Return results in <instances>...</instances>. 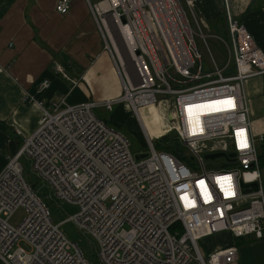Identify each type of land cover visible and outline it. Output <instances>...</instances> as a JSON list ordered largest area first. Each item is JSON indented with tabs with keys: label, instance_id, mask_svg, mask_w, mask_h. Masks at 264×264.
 <instances>
[{
	"label": "built area",
	"instance_id": "1",
	"mask_svg": "<svg viewBox=\"0 0 264 264\" xmlns=\"http://www.w3.org/2000/svg\"><path fill=\"white\" fill-rule=\"evenodd\" d=\"M84 1L123 94L75 104L60 99L48 107L31 98L41 110L39 123L0 173V264H91L62 230L65 223L93 239L98 264L235 262L236 246L204 257L199 240L224 232L264 237L258 159L264 136L254 134L242 94L248 78L264 75V50L230 14L229 0H222L227 37L206 32L193 0ZM70 5L71 0H57L54 9L65 15ZM196 37L206 46L208 38L217 41L223 62L218 64L210 52L205 70ZM47 83L41 81L39 89ZM120 103L135 116L145 157L133 156L125 133L96 113ZM152 105L165 124L162 136L151 135L140 118V110ZM170 131L180 145L176 154L157 150L153 143ZM211 153L224 156L206 159ZM23 158L56 204H67L72 213L57 221L24 179ZM208 163L219 167L209 169ZM251 183L257 189L246 191ZM19 208L25 216L15 227L9 220Z\"/></svg>",
	"mask_w": 264,
	"mask_h": 264
},
{
	"label": "crops",
	"instance_id": "2",
	"mask_svg": "<svg viewBox=\"0 0 264 264\" xmlns=\"http://www.w3.org/2000/svg\"><path fill=\"white\" fill-rule=\"evenodd\" d=\"M56 1L0 0V173L39 123L41 110L31 98L48 107L60 99L75 104L123 94L105 40L85 1L71 0L65 15L55 11ZM193 1L198 17L209 22L215 35L225 37L223 1ZM229 12L264 50V0H229ZM43 80L47 86L39 89ZM242 94L254 134L264 136V75L248 78ZM262 180L264 186V167ZM231 245L237 247V259L230 264H264V237L224 232L199 240L204 257Z\"/></svg>",
	"mask_w": 264,
	"mask_h": 264
},
{
	"label": "rangeland",
	"instance_id": "3",
	"mask_svg": "<svg viewBox=\"0 0 264 264\" xmlns=\"http://www.w3.org/2000/svg\"><path fill=\"white\" fill-rule=\"evenodd\" d=\"M194 12L198 17L199 15L196 13L195 9H194ZM225 15H226V12H224V17ZM205 25L206 27H208V30L206 32L210 35L211 34L213 35L214 32H212V28L209 22H206ZM195 40H196L198 50L200 51L202 55V60H203L205 70L209 69L208 59H209L210 52L218 64H221L223 62L224 57H222L220 46L218 45L217 41H215L213 38H208L207 39L208 46H206L200 38L196 37ZM117 42L121 46L123 53L126 55L122 41L118 38V36H117ZM162 51L163 49H161V52ZM96 113L101 119L107 121L109 125H116L123 133H125V135L130 140V151L133 154V156H136L140 153H146L147 148L144 145V139L142 137L141 129L137 121L135 120V116L132 114V112L126 106V104L120 103L114 106L113 110L110 112L106 111L104 108H98L96 110ZM140 115H141V119H142L144 126H146L149 129V133L151 135L162 136L161 130H160L161 127L158 125L159 119H157L156 117V112H151L149 110H146L145 108H142L140 110ZM153 143L157 150H166L169 152H173L175 154L178 152V148L180 146L173 131H170L168 135L166 134V136H163L162 138L155 137ZM180 152L183 155H189V153L184 148H180ZM217 160L222 163L225 162L223 158H218ZM189 161H190V155H189ZM21 162L23 166L24 179L28 183H30V185L35 190L38 191L43 201L50 207L53 214L56 216L57 221L66 217L67 213L61 210V208L56 204L58 203V201L55 199L54 194L50 191L48 187L43 186L42 181L39 180L34 175V173L30 171L28 161L25 158H23L21 159ZM228 167L230 168L231 166H228ZM223 169H224V166H223ZM24 216H25L24 209L23 208L17 209L9 220L10 224L15 227L18 226L23 220ZM62 230L65 231L66 234H68L70 238L74 242L77 243V245L84 252L86 258L89 260L91 264H98L95 245L89 239H87L82 234V232L76 229L72 223H65L62 226ZM21 245L25 247L26 250H29V247L25 246L23 243H21Z\"/></svg>",
	"mask_w": 264,
	"mask_h": 264
},
{
	"label": "water",
	"instance_id": "4",
	"mask_svg": "<svg viewBox=\"0 0 264 264\" xmlns=\"http://www.w3.org/2000/svg\"><path fill=\"white\" fill-rule=\"evenodd\" d=\"M122 21L124 22V19L122 18ZM233 154H231L230 156H232ZM146 156V153H141L139 155H136L135 157L136 158H142V157H145ZM220 156H224V153H211V154H206L205 155V158L206 159H214V158H217V157H220ZM207 168L209 169H218L219 165L218 164H211V163H208L206 165ZM257 189V184L256 183H251L248 185V189L246 191H250V190H256ZM61 209L67 213V214H70L74 211V208L72 207H68L67 204H61ZM87 239H89L93 244H94V241L93 239L85 234L84 235ZM95 245V244H94Z\"/></svg>",
	"mask_w": 264,
	"mask_h": 264
},
{
	"label": "bare ground",
	"instance_id": "5",
	"mask_svg": "<svg viewBox=\"0 0 264 264\" xmlns=\"http://www.w3.org/2000/svg\"><path fill=\"white\" fill-rule=\"evenodd\" d=\"M146 110H149L151 112H156V117L157 119H159V123L158 125L161 127V134L164 135V128H162L164 126V123H163V120H162V117H161V113L159 112V110L157 109V107H154L153 105L152 106H148V107H144ZM141 118V117H140ZM142 120V119H141ZM155 121V119H154ZM143 123V122H142Z\"/></svg>",
	"mask_w": 264,
	"mask_h": 264
},
{
	"label": "trees",
	"instance_id": "6",
	"mask_svg": "<svg viewBox=\"0 0 264 264\" xmlns=\"http://www.w3.org/2000/svg\"><path fill=\"white\" fill-rule=\"evenodd\" d=\"M0 125H2V123H0ZM114 127L119 129L116 125H114ZM258 159H259V164H260L261 168L264 167V144L263 143L260 145V149H259V152H258Z\"/></svg>",
	"mask_w": 264,
	"mask_h": 264
},
{
	"label": "snow or ice",
	"instance_id": "7",
	"mask_svg": "<svg viewBox=\"0 0 264 264\" xmlns=\"http://www.w3.org/2000/svg\"><path fill=\"white\" fill-rule=\"evenodd\" d=\"M227 103H229V104H230L231 102H230V101H228ZM224 179H225V180H227L228 178H224ZM201 183H202V182H201Z\"/></svg>",
	"mask_w": 264,
	"mask_h": 264
}]
</instances>
